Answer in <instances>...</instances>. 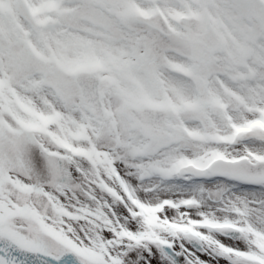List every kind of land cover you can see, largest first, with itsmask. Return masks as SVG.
I'll return each mask as SVG.
<instances>
[{
	"label": "snow or ice",
	"instance_id": "obj_1",
	"mask_svg": "<svg viewBox=\"0 0 264 264\" xmlns=\"http://www.w3.org/2000/svg\"><path fill=\"white\" fill-rule=\"evenodd\" d=\"M0 264H264V0H0Z\"/></svg>",
	"mask_w": 264,
	"mask_h": 264
}]
</instances>
